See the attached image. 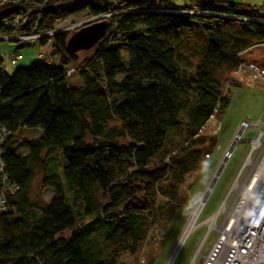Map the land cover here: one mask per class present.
<instances>
[{
    "label": "trees",
    "instance_id": "trees-1",
    "mask_svg": "<svg viewBox=\"0 0 264 264\" xmlns=\"http://www.w3.org/2000/svg\"><path fill=\"white\" fill-rule=\"evenodd\" d=\"M69 1L36 2L22 26L53 32L33 43L51 41L47 57H58L57 65L43 60L9 75L0 58V128L10 133L2 159L17 187L0 212V264H125L118 255L136 254L154 225L164 231L186 177L216 149L217 135L198 133L214 110L226 109L223 87L238 54L264 42V6ZM80 12L107 24L82 56L67 49L69 31L56 33L59 18ZM0 33L10 29L0 26ZM66 67L80 85L69 81ZM28 128L40 133L22 137L26 152L16 154L11 146ZM56 151L64 162L60 174L50 173L47 162ZM35 172L52 191L42 204L29 197Z\"/></svg>",
    "mask_w": 264,
    "mask_h": 264
},
{
    "label": "rangeland",
    "instance_id": "rangeland-1",
    "mask_svg": "<svg viewBox=\"0 0 264 264\" xmlns=\"http://www.w3.org/2000/svg\"><path fill=\"white\" fill-rule=\"evenodd\" d=\"M226 1L247 3L254 7L264 6V0ZM91 20L97 21L98 18H87L84 12H80L59 18L56 23V28L58 30L69 31L70 36ZM33 42L34 41L30 42L28 46H23L15 50L23 57L14 66L9 65L6 59L3 60V65L6 66L7 74H12L14 70L19 67H28L34 63H43V60L37 57L39 53L45 56L51 55V41L43 46H38ZM18 44L19 42L14 41H0V54H4L7 57ZM90 53L91 50L86 51L87 55ZM78 54L82 56L81 51ZM239 58L241 60H250L259 67L264 68V50L260 45L252 47L247 53L240 54ZM53 62L57 65L58 57H53ZM216 77L221 84H223L226 79V76L221 73L217 74ZM243 79L244 81L233 79V82L229 83L227 88H225L226 84H224L223 90H225L229 98L226 109L221 114L216 113L215 119L206 122L198 133L202 136L217 135L216 146L221 142L220 147L209 153L210 158H207L204 165L199 170L186 177L184 184L179 189L176 200L172 202L176 208L170 215L164 227V231L160 225H154L149 230L139 251L134 255L121 252L117 257L119 262L125 264H166L173 249L185 231L192 214L201 203L202 197L222 158L225 156L224 153L231 140L233 141L235 135L238 134L239 126L243 119L248 118L251 123L258 119L264 122V91L259 84L252 82L248 78ZM69 81L80 85V79L77 73H74L69 78ZM147 84H149V82L145 81L144 85ZM218 123H220V126H218ZM39 133L40 131L35 128L22 130L20 138L11 146L12 151L19 155L24 154L26 148L21 143V138L24 136L37 137ZM255 133V129H246L243 132L242 138L245 140L235 145L229 158L224 163L202 204L196 220L197 226L183 240L172 264L202 263L204 253L218 234V232L213 230L205 239L207 226L204 221L214 214L225 201L229 189L249 151L250 143L247 139L254 138ZM47 162L50 165V173L60 174L61 166L64 162L58 151L52 153L47 159ZM40 182L41 175L35 172L34 179L30 186L29 197L38 204L47 202L52 196L51 189L41 186ZM232 198L233 196L231 195L227 200V204L232 201ZM219 219H221V216H219Z\"/></svg>",
    "mask_w": 264,
    "mask_h": 264
},
{
    "label": "built area",
    "instance_id": "built-area-1",
    "mask_svg": "<svg viewBox=\"0 0 264 264\" xmlns=\"http://www.w3.org/2000/svg\"><path fill=\"white\" fill-rule=\"evenodd\" d=\"M46 1L48 0H0V6L7 5L0 8V13L6 8L12 11L8 16H0V26L10 29L9 34L0 33V41L22 43L52 35L53 32L27 33L22 28L25 24H29L27 20L34 13V4ZM257 45L262 46L264 50V42ZM252 47L254 45L240 52L238 56L249 51ZM22 57L17 51H13L7 57L0 54L1 70L6 71V66L3 65L4 59L9 65L14 66ZM37 57L46 63L53 62L52 58L42 53H39ZM74 73L73 67L64 68V74L67 77H71ZM243 78H248L259 84L264 91V68L250 60L239 61L231 73L230 80L225 83V88L233 79L244 81ZM224 93L225 90H223ZM215 114L214 110L208 121L214 120ZM246 129H255L256 133L254 138L247 139L250 143L249 151L225 201L214 214L204 221L207 226L205 239L213 230L218 234L204 253L201 264H264V122L258 119L251 123L248 118L243 119L238 134L235 135L233 141L231 140L224 157L227 160L235 145L245 140L242 138V134ZM9 134V131L0 128V212L7 211V197L14 195L17 190L16 185L8 179L2 159V148ZM220 144L221 142L216 146V149L220 147ZM229 148H231L230 151H228ZM205 158L209 159L210 155L206 154ZM231 195L233 196L232 201L227 204ZM223 254H226V258H222Z\"/></svg>",
    "mask_w": 264,
    "mask_h": 264
},
{
    "label": "water",
    "instance_id": "water-1",
    "mask_svg": "<svg viewBox=\"0 0 264 264\" xmlns=\"http://www.w3.org/2000/svg\"><path fill=\"white\" fill-rule=\"evenodd\" d=\"M106 26H107L106 21L103 19L97 21L91 20L89 23H86L80 29L76 30L68 37L66 42L67 49L73 52L91 49L93 46H95L98 43V41L101 38L104 37L106 32ZM58 32L60 31H57L56 33ZM230 149L231 148H229L228 151H230ZM225 162H226V158L224 157L222 158L218 168L216 169L211 179V182L209 183L202 197L203 202L205 201L209 189L212 187L214 181L216 180Z\"/></svg>",
    "mask_w": 264,
    "mask_h": 264
},
{
    "label": "bare ground",
    "instance_id": "bare-ground-1",
    "mask_svg": "<svg viewBox=\"0 0 264 264\" xmlns=\"http://www.w3.org/2000/svg\"><path fill=\"white\" fill-rule=\"evenodd\" d=\"M202 202L203 200L201 201V203L199 204V206L196 208V210L194 211V213L192 214L186 228H185V231L183 232L181 238L179 239L177 245L175 246V248L173 249L169 259L167 260L166 264H172L173 260H174V257L178 251V249L180 248L183 240L186 238V236L196 227V220H197V217H198V214L201 210V207H202ZM221 258V257H220ZM222 258H226V254H223L222 255Z\"/></svg>",
    "mask_w": 264,
    "mask_h": 264
}]
</instances>
